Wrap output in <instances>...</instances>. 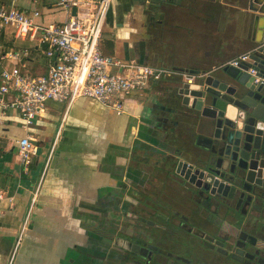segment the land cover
Returning a JSON list of instances; mask_svg holds the SVG:
<instances>
[{"label": "crops", "instance_id": "0c3cea01", "mask_svg": "<svg viewBox=\"0 0 264 264\" xmlns=\"http://www.w3.org/2000/svg\"><path fill=\"white\" fill-rule=\"evenodd\" d=\"M251 3L258 10L264 8L263 0H113L101 41L103 54L175 70V75L130 96L122 115L89 98L70 107L51 101L44 115L26 126L18 112L0 108V191L4 193L0 264H10L35 197L12 264H92L88 254L94 246L95 226H106L119 215L113 207L133 199L123 194L126 183L130 191L146 185L171 202L184 200L165 174L149 176L130 158L138 160L157 146L189 151L204 144L203 131L192 121L164 123L147 116L158 107L170 109L164 95L172 88V79L197 68L195 60L225 64L264 43V16L252 11ZM0 4L39 9L48 20L64 19L63 14L50 16L44 0H0ZM257 15L261 19L254 37ZM1 40L7 48L30 51L22 64L26 71L45 72L47 60L36 44L10 32L3 33ZM157 114L170 116L165 111ZM26 136L39 148L28 165L20 160L18 148V141Z\"/></svg>", "mask_w": 264, "mask_h": 264}, {"label": "water", "instance_id": "95a60500", "mask_svg": "<svg viewBox=\"0 0 264 264\" xmlns=\"http://www.w3.org/2000/svg\"><path fill=\"white\" fill-rule=\"evenodd\" d=\"M253 4L251 10L264 16V8L258 10ZM260 15L254 17V37ZM195 63L197 68L181 71L172 79V88L164 95L170 109L155 108L170 116L160 118L150 111L147 117L164 123L192 121L203 131L204 144L189 151L152 147L140 159L130 160L145 167L138 169L148 171L149 176L161 172L176 187L197 191L217 203L223 215L217 229L224 231L225 219H233L234 232L225 242L234 258L240 263L264 264V84H256L249 72L253 68L264 76V47L239 67ZM163 133L166 138L165 127ZM130 186H122L123 194L134 197Z\"/></svg>", "mask_w": 264, "mask_h": 264}, {"label": "built area", "instance_id": "2783aa9c", "mask_svg": "<svg viewBox=\"0 0 264 264\" xmlns=\"http://www.w3.org/2000/svg\"><path fill=\"white\" fill-rule=\"evenodd\" d=\"M44 1L50 16L63 14L64 19L48 20V15L46 17L39 9L0 4V108L4 112H18L26 126L42 117L51 101L70 107L80 98H89L122 115L130 96L176 74L175 70L103 54L101 41L113 0ZM5 32L17 39L29 40L43 50L47 60L43 74L34 75L24 69L23 61L30 58V51L7 48L1 40ZM263 47L264 43L224 65L239 67L248 63L251 55ZM8 63L12 67H6ZM249 72L255 76L256 84H264V76H258L257 70L251 68ZM188 79L189 83L193 80L192 77ZM18 148L20 160L26 165L39 152L36 142L29 136L18 141ZM3 197L0 191V199ZM35 198L10 264L27 230Z\"/></svg>", "mask_w": 264, "mask_h": 264}, {"label": "flooded vegetation", "instance_id": "af4514ba", "mask_svg": "<svg viewBox=\"0 0 264 264\" xmlns=\"http://www.w3.org/2000/svg\"><path fill=\"white\" fill-rule=\"evenodd\" d=\"M176 190L185 201L135 186L132 200L113 207L119 215L102 230L95 226L92 264H250L235 259L225 242L234 232L233 219L227 217L224 231L218 230L223 215L217 203L181 185Z\"/></svg>", "mask_w": 264, "mask_h": 264}, {"label": "rangeland", "instance_id": "374dc122", "mask_svg": "<svg viewBox=\"0 0 264 264\" xmlns=\"http://www.w3.org/2000/svg\"><path fill=\"white\" fill-rule=\"evenodd\" d=\"M106 27V26H105ZM104 30H105V28H104ZM19 40H21V39H19Z\"/></svg>", "mask_w": 264, "mask_h": 264}]
</instances>
